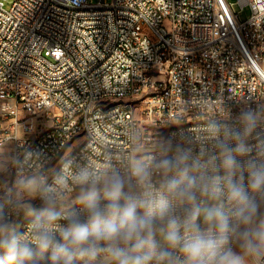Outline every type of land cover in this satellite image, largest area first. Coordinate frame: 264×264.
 I'll use <instances>...</instances> for the list:
<instances>
[{
    "label": "built area",
    "instance_id": "1",
    "mask_svg": "<svg viewBox=\"0 0 264 264\" xmlns=\"http://www.w3.org/2000/svg\"><path fill=\"white\" fill-rule=\"evenodd\" d=\"M236 2L247 18L228 0H0V191L21 174L123 170L264 107V0Z\"/></svg>",
    "mask_w": 264,
    "mask_h": 264
},
{
    "label": "clouds",
    "instance_id": "2",
    "mask_svg": "<svg viewBox=\"0 0 264 264\" xmlns=\"http://www.w3.org/2000/svg\"><path fill=\"white\" fill-rule=\"evenodd\" d=\"M0 253V264H264V107L212 118L198 140L170 135L123 170L21 174L0 191Z\"/></svg>",
    "mask_w": 264,
    "mask_h": 264
},
{
    "label": "rangeland",
    "instance_id": "3",
    "mask_svg": "<svg viewBox=\"0 0 264 264\" xmlns=\"http://www.w3.org/2000/svg\"><path fill=\"white\" fill-rule=\"evenodd\" d=\"M1 1L3 2L4 6H5L6 8H9L13 0H1ZM97 1H98V0H91L92 3L97 2ZM105 1H106V2H110L111 0H105ZM228 2H229V3L231 4V6L233 7L234 11L237 12V13L239 14V17H240L242 20L245 19V18H247L248 14H249V10H248V8H240L239 5L237 4L236 0H228ZM144 31H145L146 33H148V31H147L146 28H144ZM263 69H264V67H263ZM24 198H27V197H24ZM23 219H24V218L21 217V226H22L23 222H25ZM0 255H3V253H0Z\"/></svg>",
    "mask_w": 264,
    "mask_h": 264
},
{
    "label": "bare ground",
    "instance_id": "4",
    "mask_svg": "<svg viewBox=\"0 0 264 264\" xmlns=\"http://www.w3.org/2000/svg\"><path fill=\"white\" fill-rule=\"evenodd\" d=\"M263 69V68H262ZM263 73H264V69H263ZM123 110H131V102H123ZM26 223V221L25 222H23V224H22V226H21V228H20V230L22 231L23 230V225Z\"/></svg>",
    "mask_w": 264,
    "mask_h": 264
}]
</instances>
